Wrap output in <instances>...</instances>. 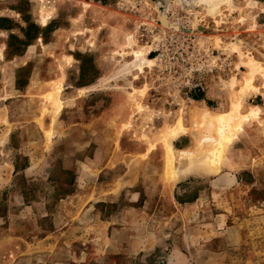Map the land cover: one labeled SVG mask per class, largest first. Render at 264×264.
Segmentation results:
<instances>
[{"label":"rangeland","instance_id":"374dc122","mask_svg":"<svg viewBox=\"0 0 264 264\" xmlns=\"http://www.w3.org/2000/svg\"><path fill=\"white\" fill-rule=\"evenodd\" d=\"M0 264H264V0H0Z\"/></svg>","mask_w":264,"mask_h":264},{"label":"bare ground","instance_id":"6f19581e","mask_svg":"<svg viewBox=\"0 0 264 264\" xmlns=\"http://www.w3.org/2000/svg\"><path fill=\"white\" fill-rule=\"evenodd\" d=\"M49 17V16H48ZM165 20V19H164ZM163 20V22L165 23V21ZM47 22V20L45 19V23ZM151 61V60H150ZM218 151V153H220L218 156H215V160L211 162V170H218L220 168V164H221V150H220V146L216 149ZM187 154V153H186ZM217 155V154H216ZM185 155L183 154V157ZM188 156V155H187ZM189 159V158H188ZM212 160V159H211ZM187 161V160H186Z\"/></svg>","mask_w":264,"mask_h":264},{"label":"crops","instance_id":"0c3cea01","mask_svg":"<svg viewBox=\"0 0 264 264\" xmlns=\"http://www.w3.org/2000/svg\"><path fill=\"white\" fill-rule=\"evenodd\" d=\"M150 61V60H149Z\"/></svg>","mask_w":264,"mask_h":264}]
</instances>
